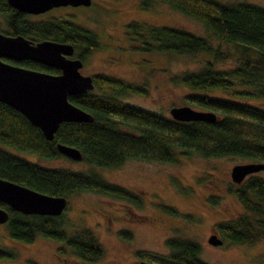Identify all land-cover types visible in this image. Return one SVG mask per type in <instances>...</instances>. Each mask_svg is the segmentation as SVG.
Wrapping results in <instances>:
<instances>
[{
    "label": "trees",
    "instance_id": "16d2710c",
    "mask_svg": "<svg viewBox=\"0 0 264 264\" xmlns=\"http://www.w3.org/2000/svg\"><path fill=\"white\" fill-rule=\"evenodd\" d=\"M140 9L161 2L169 9L199 21L206 35L198 36L175 26H152L131 21L125 25L132 48L141 52H203L213 60L229 56L228 51L214 47L211 40L232 46L237 63L228 69H216L205 60L196 71L173 78L189 91L186 102L196 110L210 111L213 122L176 121L121 101L118 97L134 92L145 94L143 86L126 83L103 74L92 76L93 90H110L111 96L85 93L68 96V100L90 113L91 122H61L50 140L32 126L19 112L0 102V178L36 191L67 197L77 192H92L139 206L141 198L128 189L106 181L98 173L78 172L67 168H47L31 162L19 153L42 158L63 156L56 144L78 148L81 160L94 167H117L127 159L175 163L179 157L197 154L201 157L233 156L264 163V108L246 102L264 98V8L246 2L222 3L217 0H136ZM0 32L22 35L33 42L52 40L70 44L74 55L83 59L97 50L100 43L95 33L65 19L30 20L29 15L0 0ZM2 26V27H1ZM21 65L51 74L55 68L22 60ZM212 91L222 96L210 94ZM245 209L235 219L218 223L223 240L252 244L264 238V179L247 175L232 189ZM67 199V198H66ZM8 212L5 222L8 235L29 243L36 236L63 242L76 258L91 263L101 258L103 248L88 229L67 234L61 215L22 214L3 202ZM174 214L175 210L161 206ZM125 234L127 238V233ZM124 236V237H125ZM221 243V244H222ZM167 256H150L160 264H208L199 257L200 246L189 239L169 237L164 241ZM220 244V245H221ZM61 247L57 253L63 252ZM144 255V256H143ZM10 250L0 248V258L11 257ZM159 257V258H157ZM152 264V263H151Z\"/></svg>",
    "mask_w": 264,
    "mask_h": 264
},
{
    "label": "rangeland",
    "instance_id": "374dc122",
    "mask_svg": "<svg viewBox=\"0 0 264 264\" xmlns=\"http://www.w3.org/2000/svg\"><path fill=\"white\" fill-rule=\"evenodd\" d=\"M222 3L246 2L264 8V0H217ZM30 20L65 19L96 34L100 47L83 58L79 72L94 76L103 74L126 83L143 86L145 94L128 92L121 101L169 117L173 106H189L184 96L188 89L173 81L176 75L196 71L205 60L216 69L232 68L237 58L232 46L211 44L229 56L213 60L203 52L176 54L173 52H141L133 49L125 32L131 21L152 26H175L195 35L205 36L204 26L197 20L173 11L161 2L148 9H140L136 0H91L88 6H59L45 12L29 15ZM1 20V19H0ZM2 27V26H1ZM111 96L110 90H92ZM210 94L222 96L212 91ZM246 102L264 108V98ZM5 150H14L0 145ZM15 152V151H14ZM21 157L47 168H67L78 172L98 173L106 181L138 194L141 204L136 206L124 200L92 192H77L67 196L61 212V228L67 234L88 229L103 248L100 259L84 263L72 255L63 242L36 236L24 243L8 235L5 223H0V248L10 250L11 257L0 258V264H138L152 261L147 255L169 254L164 241L181 237L200 246L199 257L208 264H264V238L252 244H236L223 240L221 245L208 244L207 238L218 231V223H225L245 213L232 189L237 184L230 179L233 165L248 163L233 156L201 157L189 154L175 163L127 159L117 167H94L83 160L65 156L42 158L29 153ZM252 176L264 179V168ZM176 213L170 214L161 206ZM127 233V238L124 233ZM125 236V237H124ZM64 249L57 253V248ZM159 258V257H157Z\"/></svg>",
    "mask_w": 264,
    "mask_h": 264
},
{
    "label": "water",
    "instance_id": "95a60500",
    "mask_svg": "<svg viewBox=\"0 0 264 264\" xmlns=\"http://www.w3.org/2000/svg\"><path fill=\"white\" fill-rule=\"evenodd\" d=\"M14 9L36 15L59 6H88L91 0H5ZM70 44L41 40L33 42L22 35H6L0 32V102L22 114L28 122L37 127L43 137L52 139L61 122H91L90 113L72 104L70 95L85 93L94 89L92 76L79 72L82 61L72 57ZM3 59L13 61L30 60L55 68L59 73L51 74L40 70L12 65ZM169 116L176 121L201 120L213 122L215 115L210 111L196 110L189 106H173ZM63 156L80 160L78 148L56 144ZM264 168L263 162H248L231 167L230 179L240 183L245 176ZM0 202L22 214L60 215L67 199L48 195L29 187L0 178ZM8 212L0 208V223H5ZM208 244L220 245L222 239L215 234L207 238ZM138 264H151L139 261Z\"/></svg>",
    "mask_w": 264,
    "mask_h": 264
},
{
    "label": "flooded vegetation",
    "instance_id": "af4514ba",
    "mask_svg": "<svg viewBox=\"0 0 264 264\" xmlns=\"http://www.w3.org/2000/svg\"><path fill=\"white\" fill-rule=\"evenodd\" d=\"M28 15H32V14H28ZM73 56V55H72ZM73 57H76V56H73ZM4 61H6L7 63H9V64H12V65H18V66H22L21 65V61L22 60H20V61H13V60H11V59H3ZM81 61H82V64H83V59H80ZM22 67H24V66H22ZM246 177V176H245ZM244 177V178H245Z\"/></svg>",
    "mask_w": 264,
    "mask_h": 264
}]
</instances>
